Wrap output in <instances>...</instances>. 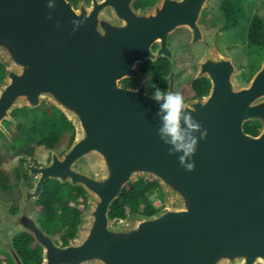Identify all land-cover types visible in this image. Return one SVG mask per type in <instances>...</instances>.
<instances>
[{"label":"water","instance_id":"water-1","mask_svg":"<svg viewBox=\"0 0 264 264\" xmlns=\"http://www.w3.org/2000/svg\"><path fill=\"white\" fill-rule=\"evenodd\" d=\"M134 1L56 0L49 21L48 0H0V128L13 109L50 101L76 135L31 174L39 177V193L44 180L56 179L81 186L88 200L65 245L36 216L19 214L22 231L40 246L39 264H264V58L240 87L230 58L198 63L196 78L207 77L211 87L185 103L208 135L192 157L195 170L186 172L156 134L159 109L146 79L134 89L120 81L140 77L138 63L171 59L168 38L177 28L189 29L196 42L208 0H158L141 13ZM76 18L84 25L69 35ZM167 78L176 91L173 68ZM248 121L258 123L257 135L244 130ZM88 155L100 161L95 175L76 168ZM140 177L159 184L166 206L110 223L112 203ZM4 248L24 264L11 244Z\"/></svg>","mask_w":264,"mask_h":264},{"label":"flooded vegetation","instance_id":"flooded-vegetation-1","mask_svg":"<svg viewBox=\"0 0 264 264\" xmlns=\"http://www.w3.org/2000/svg\"><path fill=\"white\" fill-rule=\"evenodd\" d=\"M87 4L91 0H84ZM102 1V0H97ZM158 0H153L151 3L146 0H135L133 9L136 12H146L153 8ZM219 1V0H218ZM236 3V0H231ZM228 0H220L217 5L218 14L222 16L223 24L220 30L214 32V26L210 29L209 24L213 20V6L207 5L201 12L198 18L199 39L192 42L193 36L189 29L177 28L168 38V44L173 51L172 58L166 56H158L154 61L146 60L143 63H138L140 77H126L120 81L121 85L137 88L142 84V78H145V89L148 95H153L156 88L161 91L168 90L169 82L168 75L171 69H174V83L177 92H180L186 101L196 98L206 97L209 93L211 82L205 76L196 78L198 67L196 65L197 56L206 49L207 45L215 43L216 48L226 53L221 42V35L228 34L230 28H226L224 21L225 14L222 7ZM77 2L75 3V5ZM215 7V6H214ZM235 9V8H234ZM236 13V10H234ZM255 14L253 15V17ZM252 17V18H253ZM247 36V31H246ZM175 39V45H173ZM248 46V44H247ZM158 44L152 46V51H156ZM237 48L236 50H238ZM234 50V51H236ZM247 50L252 54L255 61L249 63L254 65L253 73L244 78L249 80L254 73L260 68L264 55L261 56L260 49L258 51L247 47ZM231 52V50H230ZM195 62V63H192ZM191 73L188 75L185 73ZM208 81V91L203 95L188 97L184 95V90L190 88L194 82L205 83ZM48 102H43L39 106H48ZM30 108H15L10 112V119L5 118L1 121L0 128V264H15L9 250L4 248V245L11 244L12 249L16 254H19L20 240L23 233V225L21 223L22 214H27L28 221L37 217L39 224L46 231V220H44V203L50 207L52 214L58 215L65 207H69L70 193L69 182H61L56 179H46L42 182V190L38 192L39 177L35 173L37 166L47 165L51 161V156L55 153L61 156L67 148L70 147L76 135V129L70 120L71 126L64 130L61 134L56 135L45 126L43 118L46 115L44 111L38 107ZM54 106V105H52ZM55 107V106H54ZM80 159L76 163V167L80 163ZM78 168V167H77ZM80 169V168H78ZM81 170V169H80ZM83 171V170H82ZM59 185L55 188V184ZM47 185V186H46ZM51 185L54 187L52 189ZM50 186L49 191H47ZM85 191V190H84ZM86 193V191H85ZM46 194V195H45ZM45 199V196H47ZM87 195V194H86ZM74 205L78 207L77 202ZM36 213V215H34ZM23 220V219H22ZM28 234V233H26ZM29 235V234H28ZM54 238V237H53ZM55 240V239H54ZM35 241V240H34ZM36 242V241H35ZM37 243V242H36ZM60 246L63 245L61 240L56 241ZM42 251V250H41ZM42 254V252H41Z\"/></svg>","mask_w":264,"mask_h":264},{"label":"trees","instance_id":"trees-1","mask_svg":"<svg viewBox=\"0 0 264 264\" xmlns=\"http://www.w3.org/2000/svg\"><path fill=\"white\" fill-rule=\"evenodd\" d=\"M74 3L79 0H69ZM147 2H152L153 0H146ZM231 1V0H228ZM234 2H226L222 7L225 14L226 28H234L237 25V18L234 16ZM247 44L250 48L258 51L260 49L261 56L264 55V21L263 19L255 14L252 18L250 25L247 30ZM5 69L4 65L0 63V83L4 80ZM208 81L205 83L201 81L194 82L192 87L186 88L184 90V95L188 97H195L198 95H203L208 91ZM41 110L46 113L43 118V122L46 127L56 135L61 134L64 130L71 126V123L67 118L52 105L41 106ZM259 125L256 122L248 121L244 124V130L252 135H257L259 133ZM59 184H55L57 188ZM47 186V185H46ZM52 189L54 187L51 185ZM50 186H48L47 191H49ZM70 193V204L69 207H65L60 211L58 215L52 214L50 212V207L48 201L45 200L44 203V220H46L47 233L51 234L55 241L61 240L63 245L67 244L70 239L75 236L78 226L81 222L80 215L87 207V193L81 186H69ZM158 192L162 197V191L159 184L151 178H140L137 180L130 181L122 190L121 195L117 200H115L109 210L110 223L114 224L118 220L125 218L130 215H151L157 212L160 208L156 207L150 195L154 192ZM46 195V194H45ZM49 195L45 196L47 199ZM77 201L78 207L74 205ZM45 231V230H44ZM20 248L19 255L24 264H39L41 262V248L34 241V239L23 233L21 240L19 242Z\"/></svg>","mask_w":264,"mask_h":264},{"label":"clouds","instance_id":"clouds-1","mask_svg":"<svg viewBox=\"0 0 264 264\" xmlns=\"http://www.w3.org/2000/svg\"><path fill=\"white\" fill-rule=\"evenodd\" d=\"M46 7L49 10L47 19L51 21L56 0H48ZM70 23L72 31L69 35L76 33L84 25V21L77 18ZM54 27L60 29V22L57 21ZM151 98L157 102L159 109L156 114L159 119L156 133L159 140L168 146L169 156L178 154V163L186 172L194 171L195 163L192 157L197 151L199 141L206 139L207 129L193 117L195 109L188 108L180 92L170 89L161 91L156 88Z\"/></svg>","mask_w":264,"mask_h":264},{"label":"rangeland","instance_id":"rangeland-1","mask_svg":"<svg viewBox=\"0 0 264 264\" xmlns=\"http://www.w3.org/2000/svg\"><path fill=\"white\" fill-rule=\"evenodd\" d=\"M219 1L209 0L208 3V5L213 6V9L214 8L216 9L213 12L214 18L213 20H211V24H209L210 29L214 26L215 33L216 31L220 30V26L223 24L222 16L218 14L217 5L219 4ZM234 7H235L234 10H236L234 16H236L238 23L234 28H230L231 30H229L228 34L221 35L219 37V38L221 37L223 38L221 39V42L223 44H228L222 46V49L226 53L218 50L216 48L217 46L215 45V43H213L212 45H207L206 49H204V51L199 53V55L197 56L196 65L198 67V63L200 61H203L209 57H218L221 55L224 56L225 58L228 57L232 60V62L236 66L237 72L234 76V84H237V87H240L245 85L244 81H249L252 78L251 77L249 80H247L244 78V75L249 76L254 71L253 70L254 65L249 64V63H253L255 59L253 58L252 54L247 50L248 46H247L246 31L248 30V27L250 25V22L254 14L260 16L264 21V0H236ZM151 9L147 10V12H149ZM106 11H105V15L109 16L110 11L108 10ZM182 28L186 29V27H182ZM175 44L176 43L174 39L173 45ZM237 48L239 49L236 50ZM185 74H187L188 75L187 77L189 78L192 75L191 73H187V72ZM44 102H48V104H52L50 101H44ZM38 109H41V106H39ZM99 165H100V161L97 156L88 155L82 158V160L80 161L77 167L83 170L84 172H87L91 175H95L97 174ZM140 178H145V177H140ZM133 180H137V179H133ZM150 199L152 200L154 205L156 207H159L160 209L166 206L163 194L161 197L157 191L154 192L152 195H150ZM34 215H36V213H34Z\"/></svg>","mask_w":264,"mask_h":264}]
</instances>
